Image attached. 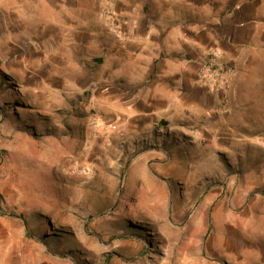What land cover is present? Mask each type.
Instances as JSON below:
<instances>
[{
  "label": "rangeland",
  "instance_id": "374dc122",
  "mask_svg": "<svg viewBox=\"0 0 264 264\" xmlns=\"http://www.w3.org/2000/svg\"><path fill=\"white\" fill-rule=\"evenodd\" d=\"M173 29L225 94L135 78ZM0 264H264V0H0Z\"/></svg>",
  "mask_w": 264,
  "mask_h": 264
},
{
  "label": "crops",
  "instance_id": "0c3cea01",
  "mask_svg": "<svg viewBox=\"0 0 264 264\" xmlns=\"http://www.w3.org/2000/svg\"><path fill=\"white\" fill-rule=\"evenodd\" d=\"M167 37L168 40L158 43L148 57L143 53L145 44L141 43L138 54L141 61L134 62L132 69L135 70V78L140 80L152 71L157 80L166 82L165 87L172 89V96H175L179 91L193 88L197 71L194 60L204 50L198 39L190 38L182 30L173 29ZM173 82L176 84L172 85Z\"/></svg>",
  "mask_w": 264,
  "mask_h": 264
},
{
  "label": "built area",
  "instance_id": "2783aa9c",
  "mask_svg": "<svg viewBox=\"0 0 264 264\" xmlns=\"http://www.w3.org/2000/svg\"><path fill=\"white\" fill-rule=\"evenodd\" d=\"M196 83L210 94H225L235 74L233 67L223 63L219 52H207L197 59Z\"/></svg>",
  "mask_w": 264,
  "mask_h": 264
},
{
  "label": "bare ground",
  "instance_id": "6f19581e",
  "mask_svg": "<svg viewBox=\"0 0 264 264\" xmlns=\"http://www.w3.org/2000/svg\"><path fill=\"white\" fill-rule=\"evenodd\" d=\"M147 182V181H146ZM146 182H145V184H146ZM224 240V239H223ZM227 243V242H226ZM229 244V243H228ZM220 246V245H219ZM217 249V248H216ZM221 250V249H220ZM233 256V255H232Z\"/></svg>",
  "mask_w": 264,
  "mask_h": 264
}]
</instances>
